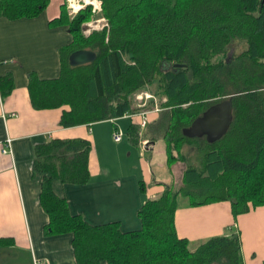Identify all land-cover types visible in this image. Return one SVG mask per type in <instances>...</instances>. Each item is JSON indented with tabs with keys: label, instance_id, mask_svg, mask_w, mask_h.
I'll return each instance as SVG.
<instances>
[{
	"label": "trees",
	"instance_id": "obj_1",
	"mask_svg": "<svg viewBox=\"0 0 264 264\" xmlns=\"http://www.w3.org/2000/svg\"><path fill=\"white\" fill-rule=\"evenodd\" d=\"M47 1L0 0V16H34ZM90 6L70 17L63 1L58 15L48 20L64 25L70 40L58 48L56 76L27 73L31 106L67 104L59 123L70 126L130 114L137 109L131 105L133 93L150 90L163 96L155 122L163 126L167 161L184 166L176 188L165 186L138 206L139 226L121 229L117 220L89 223L71 213L52 188L54 180L87 182L90 141L55 137L39 143L32 169L41 175L38 202L48 216L45 229L70 233L78 264H242L235 226L189 248L188 239L174 231L173 212L179 196L198 188L207 193L186 199L187 205L227 200L233 217L264 205V0H101L105 22L84 34L81 23L90 17ZM233 41L243 46L231 55L226 46ZM77 48L93 50L94 59L70 65L67 55ZM11 87L10 73L1 75L0 94ZM227 95L231 120L219 138L208 142L181 133L204 108ZM139 128L133 122L125 127L130 143L139 141ZM183 143L196 150V164L186 162ZM10 243L11 238L0 236V246Z\"/></svg>",
	"mask_w": 264,
	"mask_h": 264
},
{
	"label": "crops",
	"instance_id": "obj_2",
	"mask_svg": "<svg viewBox=\"0 0 264 264\" xmlns=\"http://www.w3.org/2000/svg\"><path fill=\"white\" fill-rule=\"evenodd\" d=\"M63 1L48 0L43 10L30 17L0 16V76L10 73L12 77L10 91L0 94V236L12 239V243L0 246V264H56L60 244L68 245L72 262L78 264L72 256L70 233L45 229L48 216L38 202L41 175L32 169L33 149L39 143L55 137H83L90 141L87 182H52L54 192L64 197L69 211L81 214L89 223L117 220L121 229L138 227V206L145 199L158 196L165 188L152 171L149 159L142 153L137 155V164L129 166L139 167L142 178H135L130 171L111 172L109 166H98L94 148L100 136L109 141L111 121L128 116V123H138L144 117L140 111L146 109L145 122L139 125L141 136L136 144L126 138L128 123L123 127L127 144L144 153L161 139L164 163H168L164 140L161 136L150 138L155 134L146 129L156 121L161 109L155 111L154 107L136 106L132 101L131 105L137 107L130 113L135 114L134 118L125 113L114 118L63 126L59 117L63 109H68L67 104L48 108L31 106L26 88L27 73L32 71L42 78L56 76L58 48L70 40L64 25L48 23L58 15ZM6 137L10 138V151L3 152ZM114 141L119 143L121 135ZM180 162H170L178 166V182L183 170L182 165H177ZM126 164L123 161L122 165ZM178 202L173 212L174 231L178 237L187 238L191 248L200 239L223 233L225 227L232 224L239 232L242 264H262L264 205H255L233 217L227 200L196 205H187L186 200L178 199Z\"/></svg>",
	"mask_w": 264,
	"mask_h": 264
},
{
	"label": "rangeland",
	"instance_id": "obj_3",
	"mask_svg": "<svg viewBox=\"0 0 264 264\" xmlns=\"http://www.w3.org/2000/svg\"><path fill=\"white\" fill-rule=\"evenodd\" d=\"M81 5H83L84 1H80ZM92 6V4L90 3ZM90 6V17L83 21L81 23V30L85 29L84 34L88 33L91 29H99L102 27L103 23L105 22L104 18L100 15V10H92ZM66 12L68 16H72L75 12H73L71 9L66 7ZM89 27V28H88ZM88 28V29H86ZM243 44L242 42L238 41H233L230 42L226 46V51L228 54H234L237 53L242 48ZM143 92H146L149 94L148 96L145 97V94ZM142 94L140 98H137L136 96ZM163 96L159 97L155 94H153L150 90L147 89H141L133 93L132 95V101L135 102L136 106L138 105L137 103H141L142 105L140 107H154L155 111L161 109L159 107V102L162 101ZM135 114H131L130 117H132ZM146 116V114H144ZM135 116H133L134 118ZM160 119L159 117L156 119ZM129 122V117H121L119 119H115L114 121H111L110 124L112 125L111 131H109L108 135V140L104 139L103 137H99L98 142L94 145V148H96L95 153V161L98 164V166H109L108 170L111 172H117V171H130L132 175L136 178L141 177V172L139 167L135 168H130L129 166H132V163L137 164V155L139 153H142V155L145 156L146 159H149L151 163V168L154 174L157 176L156 178H159L161 183H163L165 186H169L172 189L177 187L179 185V169L178 166H173L172 163H164V156L160 143L161 139H158L154 146L151 147V150H146L144 153L140 151L138 148L134 149L131 147L126 140L124 133H123V127ZM102 125V124H100ZM157 123L154 120V123L152 122L146 129L153 131L155 134V138L158 136H161L163 132V126L157 127ZM114 127H117L121 131V141L117 143L114 141V139L111 136V133L114 129ZM100 129V128H99ZM101 130V129H100ZM163 147V146H162ZM181 152L185 155V160L186 162H190L193 164H196L197 162V154L196 150L192 148V146H189L187 144H182L181 147ZM172 153L175 154V151L173 150ZM123 161H126V166L122 165ZM158 163H163L158 165ZM179 163V162H178ZM179 167L182 165L184 166V163L181 161L180 164H178ZM137 166V165H136ZM92 174V173H91ZM138 180V178H137ZM207 193V190L204 188H198L193 191H189L188 194L184 195L185 197L179 196V200H186L188 198H198L202 194ZM189 248H191V244H189ZM68 245H62L57 249V258L55 259L56 264H74L71 260V253L69 250L68 254Z\"/></svg>",
	"mask_w": 264,
	"mask_h": 264
},
{
	"label": "water",
	"instance_id": "obj_4",
	"mask_svg": "<svg viewBox=\"0 0 264 264\" xmlns=\"http://www.w3.org/2000/svg\"><path fill=\"white\" fill-rule=\"evenodd\" d=\"M95 53L89 48H77L71 50L67 55L70 65H78L93 60ZM175 65H184L174 62ZM231 120L230 95L209 104L200 114L196 115L188 125L181 128L185 136H204L205 140L211 142L219 138L226 130Z\"/></svg>",
	"mask_w": 264,
	"mask_h": 264
},
{
	"label": "built area",
	"instance_id": "obj_5",
	"mask_svg": "<svg viewBox=\"0 0 264 264\" xmlns=\"http://www.w3.org/2000/svg\"><path fill=\"white\" fill-rule=\"evenodd\" d=\"M79 3H80V2H79ZM65 4H66V7H67V8H69V9L72 10V8L70 7L69 0H65ZM89 4H90V3H89ZM91 8H92V10H93V5L91 6ZM72 11H73V10H72ZM100 18H103V17H100ZM88 28H89V27H88ZM88 28H86V29H88ZM88 31H89V29H88ZM82 32H85V29H82ZM143 94H145V97L149 95V94H147L146 92H143ZM141 95H142V94H139V95H137L136 97H137V98H140ZM137 104H138V105H142L140 102L137 103ZM146 111H147L146 109H145V110L142 109V110L140 111V113L145 114ZM129 115H131V114H129ZM144 122H145V116H144L143 118H141L140 121H139L138 123H139L140 126H142V125L144 124ZM120 135H121V131H120V129L117 128V127H115V128L113 129L112 133H111L112 138H113L114 140H118V139L120 138ZM4 143H5V146L2 148V151H3V152H5V151H10V138H9V137H6V138L4 139Z\"/></svg>",
	"mask_w": 264,
	"mask_h": 264
},
{
	"label": "clouds",
	"instance_id": "obj_6",
	"mask_svg": "<svg viewBox=\"0 0 264 264\" xmlns=\"http://www.w3.org/2000/svg\"><path fill=\"white\" fill-rule=\"evenodd\" d=\"M69 3H70V7L72 8L73 12L79 11L80 8H82L83 6L89 3L93 5V10L96 11L100 9L101 0H84L83 5L79 3V0H69Z\"/></svg>",
	"mask_w": 264,
	"mask_h": 264
}]
</instances>
